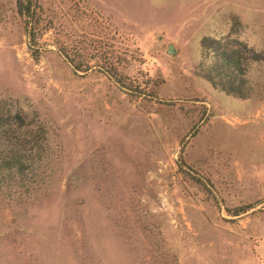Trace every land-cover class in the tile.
<instances>
[{
    "label": "rangeland",
    "instance_id": "1",
    "mask_svg": "<svg viewBox=\"0 0 264 264\" xmlns=\"http://www.w3.org/2000/svg\"><path fill=\"white\" fill-rule=\"evenodd\" d=\"M77 1L38 0L34 56L0 0V153L31 157L0 177V264H264V0H89L139 95L56 50ZM203 35L248 96L196 74Z\"/></svg>",
    "mask_w": 264,
    "mask_h": 264
},
{
    "label": "trees",
    "instance_id": "2",
    "mask_svg": "<svg viewBox=\"0 0 264 264\" xmlns=\"http://www.w3.org/2000/svg\"><path fill=\"white\" fill-rule=\"evenodd\" d=\"M77 3L82 5V9L77 13L80 17L75 18V13L69 12L70 17L60 23L59 27H55L56 36L62 38L56 37V50L74 70L101 69L130 93L141 94L142 89L137 83H133L132 79L128 78L127 81L122 79L123 76L126 78L127 76L121 74L117 68L118 56L111 55L107 31L110 28L109 21L102 19L100 13L93 8L91 1L79 0ZM15 10L22 18L28 47L36 56L38 49L35 34L38 29L40 4L38 0H15ZM81 12L84 16L80 14ZM227 43L222 37L203 35L200 39L201 58L196 74L227 94L246 97L249 95V89L245 84V70L240 58L242 51L238 47H230L231 45ZM14 116L20 115L14 113ZM30 162L29 153L10 144L0 153V177L3 175L11 177L15 173L27 177L26 168ZM246 207L247 205L233 209L231 214H237Z\"/></svg>",
    "mask_w": 264,
    "mask_h": 264
},
{
    "label": "water",
    "instance_id": "3",
    "mask_svg": "<svg viewBox=\"0 0 264 264\" xmlns=\"http://www.w3.org/2000/svg\"><path fill=\"white\" fill-rule=\"evenodd\" d=\"M175 51V49H174V47H173V44L171 43V42H169L168 44H167V46H166V52H168V53H172V52H174Z\"/></svg>",
    "mask_w": 264,
    "mask_h": 264
}]
</instances>
